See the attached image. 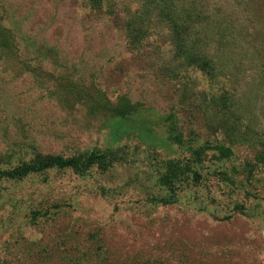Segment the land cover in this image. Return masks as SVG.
Masks as SVG:
<instances>
[{"label":"rangeland","instance_id":"374dc122","mask_svg":"<svg viewBox=\"0 0 264 264\" xmlns=\"http://www.w3.org/2000/svg\"><path fill=\"white\" fill-rule=\"evenodd\" d=\"M198 1L182 10L211 19L180 25L184 50L204 54L212 76L179 58L171 24L155 16L131 43L123 12L142 0H103L102 10L0 0V26L36 38L0 51V169L92 150L127 157L105 173L1 181L0 264H264V0ZM168 116L186 144L232 156L206 151L200 183L163 206L153 199L164 194L160 162L188 156L168 141Z\"/></svg>","mask_w":264,"mask_h":264},{"label":"trees","instance_id":"16d2710c","mask_svg":"<svg viewBox=\"0 0 264 264\" xmlns=\"http://www.w3.org/2000/svg\"><path fill=\"white\" fill-rule=\"evenodd\" d=\"M90 1V0H89ZM181 0H142L139 11L131 13L126 8L123 20H127V31L130 33L131 43L137 45L143 37L144 33H147L148 27H150V19L155 16L158 22H167L171 24L172 35L175 33V43L178 49V55L182 56L185 60H188L190 65L196 66L201 72L206 75L212 76V63L204 54L190 53L189 50H184L187 47L186 40L188 36L189 28L181 27L185 26L184 23H192L193 25H207L211 15L202 18L198 13L193 20V12L189 14L185 13L182 8L183 4ZM103 0H91V6L95 10H102ZM196 7L200 6V2L195 0ZM181 10L177 12V10ZM116 15V14H115ZM184 16L183 18H181ZM190 16V17H188ZM131 19V21H129ZM182 20H189L183 23ZM180 23V24H178ZM181 25V26H180ZM147 27V28H146ZM21 33L19 25H15L14 28L0 26V51L1 53H8L15 49L17 51V38L25 39L28 42L36 41V38L28 36L23 33L22 36L16 37ZM186 36L182 38V36ZM185 40V41H184ZM26 41V42H27ZM23 42V41H22ZM29 48L34 45H26ZM50 51H52L50 49ZM184 51H187V56ZM113 126V139H117L120 136V121L115 122ZM166 127L167 139L169 142L178 145L180 148L185 149L188 156L182 158L166 159L160 162V170H158L156 182L157 185L164 194L155 197V203L163 206H168L177 203L179 200V193L189 189V185L196 186L200 183L202 175L200 169L202 167L203 158L206 151H213L218 154L219 159L230 158L232 152L225 148L221 144L204 143L201 146L193 147L191 144H186L182 139V133L179 131L178 122L174 116H168L163 122ZM116 127V128H115ZM153 141V140H152ZM188 143V142H187ZM149 150L153 149V142L148 147ZM126 154L120 149H106V150H92L86 154L63 157L60 155H50L42 158H37L29 162H20L16 167L9 170L0 169V182L3 180L20 181L30 175H41L51 169L64 170L71 169L78 174H84L91 168L96 167L101 173L107 172L117 163L126 161ZM257 162L264 165V147L263 150L257 155ZM185 185V189L183 187ZM236 209L242 211V206L238 205ZM36 212L33 214L35 215Z\"/></svg>","mask_w":264,"mask_h":264}]
</instances>
